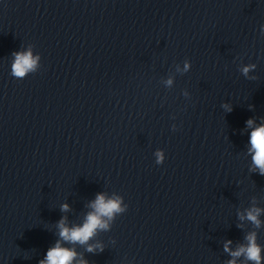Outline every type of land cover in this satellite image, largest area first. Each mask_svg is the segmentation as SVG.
I'll return each instance as SVG.
<instances>
[{"label":"water","instance_id":"obj_1","mask_svg":"<svg viewBox=\"0 0 264 264\" xmlns=\"http://www.w3.org/2000/svg\"><path fill=\"white\" fill-rule=\"evenodd\" d=\"M260 125L264 0H161L106 108L0 264H40L58 241L77 253L73 264H228L226 242L236 251L249 233L264 264V175L250 151ZM99 194L125 211L86 244L62 240L59 222L83 225Z\"/></svg>","mask_w":264,"mask_h":264},{"label":"clouds","instance_id":"obj_2","mask_svg":"<svg viewBox=\"0 0 264 264\" xmlns=\"http://www.w3.org/2000/svg\"><path fill=\"white\" fill-rule=\"evenodd\" d=\"M39 56H33L31 50L26 52H19L15 54V61L12 65V73L14 76L22 78L29 71H35L38 65ZM188 65L185 64L187 69ZM244 74H247L249 67H245L242 70ZM171 84V80L168 81ZM230 110V109H229ZM248 126L252 127L253 121L249 120ZM250 143L252 145L250 151L253 153V163L260 169L261 175H264V125L253 128L250 135ZM157 163L162 160V153L157 152ZM121 198H108L103 194L97 195L96 199L91 203L90 207L92 212L87 214L83 225H77L68 227L65 221L62 219L59 224V236L64 241L72 243L86 244L90 238H92L98 229H107L108 221L111 220L115 214L125 211V208L121 207ZM62 210L67 211L68 205H62ZM260 209L253 208L247 212V219L251 221L257 227L260 226V220L258 216ZM107 218V219H105ZM244 217L242 216L241 219ZM248 241L247 245H241L236 251L229 249L231 241L226 242L225 251L230 252V255L234 258L228 262V264H236L237 257L244 256L247 261L253 262V264H261V247L256 243V234L249 233L246 236ZM92 246H89L88 251H93ZM77 253L74 249L61 247L58 241L54 248H51L47 252L45 260H42L40 264H73V261ZM80 264H87L86 261H80Z\"/></svg>","mask_w":264,"mask_h":264}]
</instances>
